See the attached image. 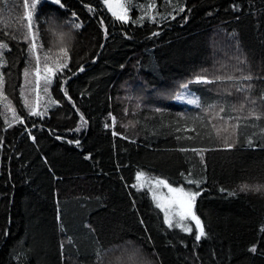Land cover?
<instances>
[{
    "label": "trees",
    "instance_id": "1",
    "mask_svg": "<svg viewBox=\"0 0 264 264\" xmlns=\"http://www.w3.org/2000/svg\"><path fill=\"white\" fill-rule=\"evenodd\" d=\"M126 2L130 20L124 24L101 0H61L63 8L41 0L33 23L41 61L48 55L52 64L60 57L58 36L46 21H67L63 31L71 22L82 24L72 30L68 67L52 78L37 108L41 118L29 115L20 94L28 58V43L16 22L23 0H0L7 18L0 24V39L9 45V65L15 63L0 68L12 73L6 77L7 100H0V264H130L131 253L143 264H264V193L240 191L244 184L264 185V0ZM178 5L185 11L177 14ZM147 15L156 16V22ZM237 57L246 63L238 65ZM238 67L254 77L239 83L252 84L247 94L256 100L261 119L241 120L235 146L226 149L208 122L218 128V120L160 93L178 89L205 69L239 76ZM69 77L66 96L60 84ZM232 84L193 83L190 90L205 103H245L246 93ZM9 101L24 123L5 110ZM46 105L51 106L45 110ZM178 112L200 120L180 119ZM180 148L210 150L201 164L200 156ZM138 171L191 190L196 185L185 177L199 180L194 211L206 236L196 241L192 222L191 233L166 227L151 191L137 183ZM253 245L255 252L249 251ZM97 249L104 253L99 261Z\"/></svg>",
    "mask_w": 264,
    "mask_h": 264
},
{
    "label": "snow or ice",
    "instance_id": "2",
    "mask_svg": "<svg viewBox=\"0 0 264 264\" xmlns=\"http://www.w3.org/2000/svg\"><path fill=\"white\" fill-rule=\"evenodd\" d=\"M41 3V0H23V15L21 17L17 18V21L19 23L20 29H23L22 35L23 39L26 43H28L27 53L28 58L25 60V68L23 70V76H24V83L20 86V94L21 97H25L27 95V92L25 89H28V91L32 88V76L35 74V85L37 88V91H42L43 93L47 94L49 90V86L52 83V78L57 77L60 78L63 76V70L68 67V56H69V42L72 39V30L73 29H80L82 27L81 23L71 22L70 28L68 31H63V28L65 24L68 22L66 21L65 24H56L53 20L46 21L49 24V30L53 32L54 35L58 36V44H59V52L60 57H58L52 64H49L50 57L48 55L44 56L43 61H41V57L39 53L43 50L42 45H39L36 41L38 40L39 33L38 31H33V23H34V14H37L38 6ZM52 4L59 5L61 8L64 7V5L61 3V0H51ZM101 3L107 7V10L109 13H111L112 17L121 23L127 24L129 23L130 16H129V10L125 6L123 0H101ZM4 7H7V4L4 5ZM89 9L90 12H94L95 10L89 6L85 5ZM178 12L177 14L184 12L185 7L183 5H178ZM155 9V5H149L148 11L151 12ZM172 19H175V16L169 13ZM73 18L76 17V13H72ZM6 17L3 14V9H0V24L6 23ZM145 17H139L138 20L142 24ZM147 19L153 23L156 22V16L154 15H147ZM187 19V17H185ZM27 22L26 24L24 22ZM101 26L103 27V20H101ZM4 36L9 37L12 40H16L17 36L15 33H9L8 31L3 32ZM152 36L159 35L158 32L151 33ZM105 36H107V31L105 29ZM31 38V42H29V39ZM103 47V45H101ZM6 51H10L8 43L5 42L4 39H0V68H3L5 66H9L10 68L15 67V63H12L9 65V61L6 59ZM35 59V67L33 68L31 66V62ZM238 65L239 64H245V60H240L239 57H237ZM42 65V67H41ZM83 66H81L78 71H83ZM237 70L240 72L239 76H234L232 74H228L226 76H222L217 74L215 71L209 72V70L205 69L202 70L200 73H197L194 75L193 79L189 80L185 83H180L178 86V89H169L165 92L160 93L161 96L166 97L169 100L185 103L187 105H192L197 108H200L201 111L205 114H209L214 117L215 120H218L221 123V127H216L213 121H208L209 123H213V126L216 130V139L217 142L222 144L224 148L231 149L236 144L235 137L239 134V128H240V121L241 120H247L250 117L255 118L256 120L261 119V113L257 112V109L255 107L256 100L253 99L250 95L247 93L250 92L252 88V84H241L240 81H252L253 75L251 72L245 73L242 68H237ZM76 73H73L75 75ZM12 73L9 71L7 74L4 72H0V100H7V97L5 96V85H6V77L8 79L11 78ZM65 78L64 80H61L60 88L61 91L65 92V95L67 96V90L64 87V84L66 82ZM223 80L233 81L232 87L235 88L236 92H242L246 93L244 97L245 103L232 104L230 106H226L224 103H221L219 100H213L211 103H205L202 101L201 97L195 95L190 90V85L195 84H201V85H211L217 82H221ZM211 91V89H209ZM216 91L218 93H221V89L217 88ZM222 95V93H221ZM37 99H40V96H37ZM69 101L71 102V97H68ZM57 104L56 100H51V105ZM51 105H46L45 110L47 107ZM246 105H250L247 109V115H243ZM4 107L7 109V111H11L13 113V119L18 120L20 123H24V120L16 115L15 109L11 105V101H9ZM73 107H75V104H73ZM25 108L28 109L30 116H41L43 118L42 113L37 111V108L31 107L28 103V101H25ZM227 110H230L232 112L239 113L235 117L231 115H221L222 113H225ZM156 112H161L162 109L157 107L155 109ZM111 116V113H109ZM177 116L180 119H192L195 123L196 121L200 120V117H192L188 118L185 117L183 113H177ZM84 118L81 116V121H83ZM230 121H234L232 123H229ZM113 122H115V118L113 117ZM5 123H8L7 120H5ZM9 127H11V124H8ZM105 127L107 128L108 125L105 124ZM191 130V129H189ZM176 131H180L179 128L176 129ZM264 131V130H262ZM113 135H116L115 132H113ZM30 138L34 139V137ZM56 139H61V137L57 136ZM177 139H180V137H177ZM187 139H193V137L189 136ZM69 143H76L79 144V141H68ZM248 146L253 147V140L251 137L247 140ZM208 148H193V149H186V148H180L179 151L181 152H187L192 151L195 155L201 157V164H204V158L203 153L209 151ZM85 159H88L86 156ZM181 175H184L181 173ZM189 176H191V172H189ZM187 184H195L197 190H191L184 187H173L170 185L165 179L156 178L154 180V184L157 186H163V188L168 189V193L171 194L169 199L166 201L160 200L156 202V207L161 209V211L164 212V224L167 225L169 228L175 227L179 228L184 232L191 233L192 229L190 227H186L184 225V221L190 219L193 221L196 225L195 228V239L196 241H200L202 237L206 236V233L204 231L203 225L201 223L200 218L195 214L194 211V204L196 201V198L201 195V191L199 190L200 187V181L199 180H193L188 179L185 177ZM136 181L141 186L144 185V183H153L148 177H146V174L143 171H138L136 173ZM136 185H133L135 187ZM221 191H224V189H221ZM240 191H256V192H262L264 193V185H241ZM229 195H234V193H229ZM153 199L156 200L155 194L153 195ZM172 209H176V211H172ZM171 213V218H170ZM5 235L7 233L5 232ZM69 243H71V238H69ZM63 243L61 244V254L63 257ZM249 251L255 252L256 246L253 245ZM104 255L99 249H97V259L98 261L101 259V257ZM130 264H143L142 259L138 256L136 253H131L129 256Z\"/></svg>",
    "mask_w": 264,
    "mask_h": 264
},
{
    "label": "rangeland",
    "instance_id": "3",
    "mask_svg": "<svg viewBox=\"0 0 264 264\" xmlns=\"http://www.w3.org/2000/svg\"><path fill=\"white\" fill-rule=\"evenodd\" d=\"M48 1H51V0H48ZM123 2L125 4V6H126V3H127L126 0H123ZM32 81H33V84H32L31 90L28 91V89H25V91L27 92V95L25 97H23V98H24L25 101L26 100L28 101V103H29V105L31 107L38 108V106H40V103L43 100H45V93H43L42 91H39V93H38L37 88H36V85H35V74H33ZM38 95L40 96V99L39 100L37 99V96ZM5 110L7 111L6 108H5ZM7 112H10V111H7ZM149 179L151 181H153V183H144L143 186L148 187V189L151 191V197H152V199H153V195L155 194V196L157 198L156 200L153 199V202H154L155 206H156V202L157 201H160V200L166 201L167 199H169V197H170L171 194L168 193V189L163 188V186H157V185H155L154 184V180L156 178H149ZM158 210L161 212L162 215H164V212L161 211V209L158 208ZM172 211L174 212V211H176V209H172ZM170 218H171V213H170ZM191 222L194 224V228H196L195 223L193 221H191L190 219L185 220L183 223H184V225L186 227H190L191 226ZM165 226L168 227L167 225H165ZM177 229H179V228H177Z\"/></svg>",
    "mask_w": 264,
    "mask_h": 264
}]
</instances>
